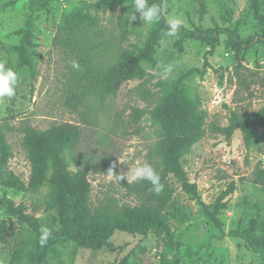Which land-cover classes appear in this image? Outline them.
<instances>
[{
    "label": "rangeland",
    "instance_id": "obj_1",
    "mask_svg": "<svg viewBox=\"0 0 264 264\" xmlns=\"http://www.w3.org/2000/svg\"><path fill=\"white\" fill-rule=\"evenodd\" d=\"M32 3L38 6L31 28L27 29ZM260 6L264 18V0ZM124 8L123 30L120 15ZM140 16L133 0H0V62L13 68L20 82L15 104L12 98L0 101V123L6 117H15L10 123L16 130L8 134L14 151L10 170L28 182L31 168L20 132L26 122L39 130L48 129L55 121L84 127L80 137H64L42 146L45 175L38 189L7 191L16 204L26 206L27 214L41 227L49 228L51 235L60 230V223L59 210L49 204L52 189L48 179L53 172L49 148H60L74 173L80 169L88 171L92 203H98L108 193L124 202L128 199L115 177L97 170L96 165L117 133L125 143L117 167L125 176L128 171L131 175L136 166L146 164L148 148L159 141L160 128L149 115L142 120L145 133L141 136H124L121 127H117L128 117L130 106H146L136 103L130 93L138 80L126 83L117 96L91 98L81 114L67 109L64 96L74 58L63 49L54 48L58 26L67 21L77 23L89 44L97 47L92 57L96 66L115 62L121 49L139 55L153 31L171 17H178L181 27L190 32L228 29L247 45L240 61L226 46V35L220 36V45L209 57V47L204 42L178 33L170 37L167 31L154 42V61L143 62L142 67L158 76L155 82H163L156 90L173 86L184 96L207 128L212 123L226 128L232 113L245 115L264 107V22L255 18L252 0H162L158 24L144 25ZM169 68L171 71H166ZM181 164L211 211L226 204L217 216L225 232L245 230L255 222V237H264V189L254 184L257 170L264 169V129L250 150L240 129L230 138L208 130L189 145ZM233 181L237 185L235 193L219 204ZM173 185L176 193L162 220L178 246L170 248L154 235L145 237L116 230L107 246L90 249L64 237L41 256L38 236L0 207V220L8 226V242L0 243V264H260L258 256L242 240L220 238L221 231L202 213L193 196L175 179Z\"/></svg>",
    "mask_w": 264,
    "mask_h": 264
},
{
    "label": "trees",
    "instance_id": "obj_2",
    "mask_svg": "<svg viewBox=\"0 0 264 264\" xmlns=\"http://www.w3.org/2000/svg\"><path fill=\"white\" fill-rule=\"evenodd\" d=\"M148 3L158 4L162 8V0H148ZM260 5L261 0H252L255 18L264 22V18L260 15ZM37 6V3L31 4L32 14L26 22L27 29L31 28L33 13ZM126 10L127 8H124L120 15L121 28ZM168 30V24L163 22L158 29L153 31L148 44L139 55L121 49L115 62L108 66H96L92 57L97 47L89 44L90 41L81 34L77 23L67 21L65 25L58 26L54 48L63 49L66 54L73 56V62L80 65L79 70L73 67L70 69L64 96L66 108L81 114L82 108L91 98L117 96L126 83L138 80L139 84L130 93L136 103L142 102L146 106L144 108L139 107L138 104L130 106L128 117L118 123L117 127H121L124 136L138 137L145 133L142 120L147 115L160 124L157 131L159 141L148 148L146 164L151 165L160 175L164 189L157 194L151 183L146 180L128 183L126 179L121 181L117 177V175H124L118 169L117 163L125 152V143L121 135L115 133L102 153L96 168L106 175L114 176L118 187L124 191L128 200L123 202L115 194L108 193L94 204L91 201L92 186L88 171L80 169L74 173L69 169L62 150L49 148L48 153L52 159L53 169L48 179L52 189L49 204L50 208L59 210L60 230L50 236L46 246L39 247V255H44L51 246L64 237L78 242L83 247L98 249L109 245L116 230L145 237L154 235L163 239L170 248L178 246L171 236L170 229L164 225L162 220L164 212L173 202L176 193L173 185V179H175L182 189L197 201L202 213L219 228L222 233L220 238L242 240L246 247L258 256L260 264H264V237L260 239L255 237L256 223L251 222L249 228L245 230L237 228L225 232L217 217L218 212L226 208V204H220L221 200L235 193L236 183L233 181L221 195L218 201L219 208L211 211L203 202L198 185L189 180L181 164V159L186 154L189 145L202 138L208 130L230 138L237 129H240L247 149L250 150L264 129V107L255 113L245 115L232 113L230 124L226 128L219 127L215 123L207 128L204 127V119L196 117V113L185 97L179 95L173 86L169 90H156L163 86V82L160 80L155 82L158 76L145 70L142 63L154 61V42ZM177 33L183 38H194L204 42L209 47L207 51L209 57L214 55L216 48L220 45L221 35L228 37L226 46L235 52L239 61L243 58L240 55H244L247 48L239 36L228 29L190 32L180 27ZM30 65L31 80L34 81L35 72L31 63ZM19 89L20 82L16 96L12 98L13 104L18 100ZM33 89L34 85L31 82V91ZM14 118L13 116L6 117L0 123V207L6 209L19 222L27 224L39 239L41 225L27 214L26 206L16 204L8 196L7 191L10 188L23 191L38 189L45 175V156L42 146L64 137H80L84 127L78 123L65 121H55L46 130H39L29 122L20 127V132L24 135L22 146L27 153L31 168L29 180L25 182L9 168L14 151L8 141V134L16 130L10 123ZM254 184L264 189V169L257 170ZM7 242L8 226L6 221L0 220V243Z\"/></svg>",
    "mask_w": 264,
    "mask_h": 264
},
{
    "label": "clouds",
    "instance_id": "obj_3",
    "mask_svg": "<svg viewBox=\"0 0 264 264\" xmlns=\"http://www.w3.org/2000/svg\"><path fill=\"white\" fill-rule=\"evenodd\" d=\"M133 7L136 12L141 14L140 18L144 25L158 24L162 18V8L158 4H149L148 0H133ZM136 17L132 15V20ZM169 30L166 33L168 36H175L182 25V21L178 17H171L167 21ZM73 68L79 70L80 65L73 62ZM171 71V69H166ZM19 83L18 73L11 67H8L4 62H0V101L11 99L16 96V90ZM111 172V170H109ZM122 181L127 179L128 183L132 181L146 180L151 183L155 193L159 194L163 191L164 185L161 183V177L157 171L149 164L136 166L129 175V171L125 175H117ZM39 244L41 247L47 245L51 236V230L45 226L40 228Z\"/></svg>",
    "mask_w": 264,
    "mask_h": 264
}]
</instances>
